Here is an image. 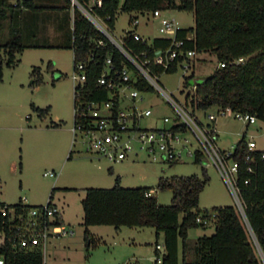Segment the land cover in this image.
<instances>
[{
  "label": "trees",
  "instance_id": "1",
  "mask_svg": "<svg viewBox=\"0 0 264 264\" xmlns=\"http://www.w3.org/2000/svg\"><path fill=\"white\" fill-rule=\"evenodd\" d=\"M90 1L77 0L85 6ZM23 6L35 12L56 8L41 5L36 0H16L15 3L0 0V30L4 22L10 20L8 36L5 40H0V80L3 78L4 65L15 66L19 61L17 55L28 47L71 48L74 52V67L78 61L89 62L88 78L84 86L85 98H107L108 92L97 84L98 76L109 54L118 62L122 60V56L110 42L97 46V41L106 40V37L80 7L71 0H66L65 7L73 10L72 35L62 43L50 45L23 42L26 33L14 19ZM93 9L110 29L114 28L119 9L129 12L154 9L193 11L195 25L181 27L177 36L185 37L192 33L193 37L186 40L185 47L194 48L198 53L213 52L219 66L204 82L195 86L193 93H187V101L190 100L194 109H205L212 105L230 106L233 110L256 114L264 120V0H102V5L95 4ZM167 41L161 37L156 38L153 47L164 46ZM128 42L137 49L152 48L132 38H128ZM240 57H244V61L231 63ZM221 62H226V65L221 66ZM176 69L173 65L169 72ZM32 75L37 76L32 83L41 81L39 66L33 67ZM194 76V72L185 76V83L190 84L189 81ZM33 107L42 115L49 110ZM246 152L244 132L236 144V157L241 158L240 154ZM254 153L257 155L254 172H248L246 164L241 161L238 184L243 203L242 216L234 205L214 206L212 222L215 224V231L197 238L193 260L186 256L189 229L206 226L198 222L197 217L211 214L209 209L198 207L200 194L210 180L206 167H202V175L193 173L159 177L157 188L172 190L170 204L159 203L153 193L148 195L147 192L153 190L152 187L121 185L120 176L116 177L113 187H87L82 199V224L87 246L95 241L90 225L110 224L116 228L123 225L153 226L157 233L164 234V252L156 247L154 262L136 261L129 264H264V159L260 157L261 150ZM200 155L195 158L196 162L202 161ZM71 156L72 150L69 158ZM246 178L250 179L249 183H245ZM55 189L56 187L51 189L48 204L54 203ZM37 205L40 204L32 205L22 199L14 204L0 199V257L4 258V264H45L41 246L25 250L14 245L17 233L15 220L2 213L4 207L24 211ZM54 222L62 224L63 220L59 215ZM179 240H182V259L179 258ZM158 257H161V261Z\"/></svg>",
  "mask_w": 264,
  "mask_h": 264
},
{
  "label": "rangeland",
  "instance_id": "2",
  "mask_svg": "<svg viewBox=\"0 0 264 264\" xmlns=\"http://www.w3.org/2000/svg\"><path fill=\"white\" fill-rule=\"evenodd\" d=\"M164 14L175 18L180 27L195 25L193 11L164 9ZM135 11L119 9L114 28L110 32L120 39L134 28L131 23ZM137 27L145 37L161 36L158 20L147 25L145 18ZM102 24L104 22L100 21ZM62 35L71 37L72 17L63 18ZM7 26L4 22L3 28ZM52 26V25H51ZM51 28V27H49ZM52 34V31L49 33ZM6 30H0V40H5ZM25 43H50L57 41L48 37L47 31L33 35L27 31ZM15 66L4 65L0 80V199L14 204L22 199L36 205L45 204L51 189L56 186L53 202L58 204L67 230L73 233L53 235L46 249L47 264H129L136 261L152 263L156 259V241L161 245L163 236L157 238L153 226L132 227L123 225L119 229L110 224H96L90 227L95 241L87 246L84 238L82 199L87 187H113L116 177L126 187L149 186L161 204H170L172 190L157 188L160 176L202 175L206 167L210 180L200 194L199 208L209 209L220 205H234L242 216V211L230 189L224 182L220 171L208 158L196 162L194 156H184L183 160L171 163L160 155H149L145 150L131 152L120 161H112L102 155L87 150L86 139L78 132L74 141V52L71 48L28 47L18 55ZM51 64V65H50ZM53 65V66H52ZM34 66L40 67L41 81L32 83ZM219 66L216 55L211 51L199 52L188 68L178 67L174 72H165L161 81L166 89L179 99L185 100L188 92L195 86L185 83V76L194 72L193 79L207 77ZM172 114L160 95L148 93L143 106ZM33 106L48 108L44 115ZM219 105L202 109L203 112L217 114ZM201 115V112H200ZM204 120L203 114L201 115ZM218 145L221 149H234L237 142L246 134V140L253 139L257 148L264 150V120L257 125H247L245 121L226 115H218ZM59 123V125H54ZM142 124H153L146 118ZM72 150V156L69 153ZM55 171L56 177L45 175ZM74 187L65 190L59 187ZM183 213L180 214L182 219ZM215 231V224L197 226L190 229L187 238V258L193 260L196 240L203 234ZM182 240H179V258L182 259ZM163 248L161 251L163 252Z\"/></svg>",
  "mask_w": 264,
  "mask_h": 264
},
{
  "label": "built area",
  "instance_id": "3",
  "mask_svg": "<svg viewBox=\"0 0 264 264\" xmlns=\"http://www.w3.org/2000/svg\"><path fill=\"white\" fill-rule=\"evenodd\" d=\"M77 4L83 13L105 35L99 39L97 46H104L110 42L121 54L122 60L118 62L112 54L104 60V67L98 76L97 84L108 92L105 99L85 98L84 86L88 78V61H78L74 67L72 78L74 80V125L72 128L74 140L80 132L86 139V148L91 153L102 155L112 161H120L129 156L131 152L137 153L145 150L149 155H160L161 159L168 162L183 160L184 156L201 154V159L208 158L220 171V174L233 194L237 206L243 213L241 190L238 184L241 161L246 164V170L255 171L257 161L255 140H247V152L241 153V158L236 157L234 149H221L218 145L217 128L215 121L218 115H230L241 119L247 125H257L261 120L256 114L233 110L230 106L221 105L217 114L194 109L187 101L179 99L174 93L169 92L161 81V75L169 72L173 65L188 68L193 58L198 54L194 48H186V40L193 37L188 33L185 37H178L177 31L181 28L175 18L164 14V9L139 10L132 16L131 23L134 28L128 30L120 39L114 37L106 22L94 13L93 5H102V0H91L87 6L71 0ZM145 18L147 25L151 20H158V29L161 36L145 37L137 27ZM100 21L104 22L102 24ZM167 39L164 46L153 47L154 39ZM132 38L150 48H135L128 42ZM93 56H91L92 58ZM244 61V57L232 60ZM221 66L226 62H221ZM153 93L160 95L166 105L173 111L172 114L154 110L152 106H143L145 95ZM206 118L204 120L202 116ZM152 118L153 124L144 125L143 120ZM263 120V119H262ZM261 159H264V150H261ZM45 175L56 177L55 171L45 172ZM245 183L250 179L246 178ZM153 190L148 191L150 195ZM4 215H9L15 220L16 236L14 245L25 250L34 247H45L53 235L73 233L67 230L64 223H55L60 215L56 204H40L28 210L18 211L15 207H4ZM214 214L198 216L197 221L204 224L212 222ZM160 248V244H157ZM161 261V257H158ZM0 257V264H4Z\"/></svg>",
  "mask_w": 264,
  "mask_h": 264
},
{
  "label": "crops",
  "instance_id": "4",
  "mask_svg": "<svg viewBox=\"0 0 264 264\" xmlns=\"http://www.w3.org/2000/svg\"><path fill=\"white\" fill-rule=\"evenodd\" d=\"M36 1L41 5H51V6H54L56 8H47V9H44L43 11L35 12V11L30 10L28 7L23 6L22 8L19 9L20 12L16 14L17 16H16V18H14L15 22H17L18 25H20L22 27L24 33H26L27 31H30L33 35H38L43 30L47 31L48 37L52 36V39L54 41H57L54 44L48 43L50 45H56V44L62 43L65 40H67L68 37H66V38L63 37L62 32H61L62 27H63L62 21H63V18L64 19H70V17H72V23H73V10H72V8L65 7L66 0H36ZM11 2L15 3L16 0H11ZM6 21H7V26H5V28H1V30L2 29L6 30L5 37L8 36V32H9L8 25H9L10 20L7 19ZM49 27H51V28H49ZM51 31H52V34H49ZM215 125L217 128V136L219 138V129H218L216 121H215ZM64 187H69V186H64ZM59 188L63 189V187H59ZM54 204H56V203H54ZM56 205L58 206V204H56ZM60 216H61L62 220H64L61 212H60ZM91 226L92 225H90L89 228ZM134 227H141V226H134ZM90 231H91V229H90ZM189 233H190V229L188 232V236H189ZM156 236H157V238H159L160 236H163L162 245L158 241H156V243L158 242V244H160L159 250L161 251V248L164 249V234H163V232L157 233V230H156ZM49 242H50V239H49V241L45 247V250H44V256L45 257H46V249H47ZM156 247H157V244H156ZM163 252H164V250H163ZM186 256H187V252H186ZM45 264H47L46 258H45Z\"/></svg>",
  "mask_w": 264,
  "mask_h": 264
},
{
  "label": "water",
  "instance_id": "5",
  "mask_svg": "<svg viewBox=\"0 0 264 264\" xmlns=\"http://www.w3.org/2000/svg\"><path fill=\"white\" fill-rule=\"evenodd\" d=\"M206 79H207V77H202V78H197V79H193L192 78L189 81V83L192 84V85H194V86H196L197 84L204 82Z\"/></svg>",
  "mask_w": 264,
  "mask_h": 264
}]
</instances>
